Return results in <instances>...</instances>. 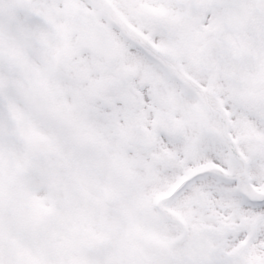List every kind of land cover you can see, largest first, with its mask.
<instances>
[{"label": "snow or ice", "instance_id": "obj_1", "mask_svg": "<svg viewBox=\"0 0 264 264\" xmlns=\"http://www.w3.org/2000/svg\"><path fill=\"white\" fill-rule=\"evenodd\" d=\"M0 264H264V0H0Z\"/></svg>", "mask_w": 264, "mask_h": 264}]
</instances>
